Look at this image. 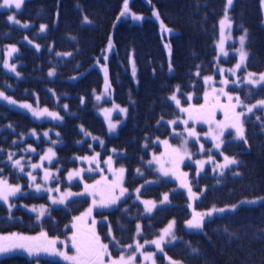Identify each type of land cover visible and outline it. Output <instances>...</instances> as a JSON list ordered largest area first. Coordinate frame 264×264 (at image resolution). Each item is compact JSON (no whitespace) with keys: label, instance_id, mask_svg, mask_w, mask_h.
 Here are the masks:
<instances>
[{"label":"trees","instance_id":"1","mask_svg":"<svg viewBox=\"0 0 264 264\" xmlns=\"http://www.w3.org/2000/svg\"><path fill=\"white\" fill-rule=\"evenodd\" d=\"M124 3L125 0H29L21 14L22 19L31 25L28 30L12 28L6 17L0 13V47L18 43L23 37H29L44 46L43 51L38 52L29 48L27 44L20 43L19 59L24 61L23 79L16 81L0 69V82L3 79L13 81L16 85V97L20 100L37 101V97L40 105L64 112L51 94L49 81L44 80L43 74L52 65L60 67V70L64 69L60 71L63 79L57 78L55 84L57 93L67 95L62 100L68 101L72 112L59 127L63 144L58 147V157L64 167L63 172L78 165L74 161L75 156L90 152L89 143L83 145L78 143L83 138L80 131L82 125L96 134L106 133L103 119L92 111L96 105L93 97L95 90L101 92L114 87L116 98L120 102L126 101L128 91H133L136 95V107L132 109L130 121L122 128L119 136L108 140V146L124 152L125 155L118 159V163L126 167L127 187L133 190L150 179L158 178V174L149 169L145 162L151 157L149 145L151 149L158 151L160 146L155 144V139L170 134L168 125L157 124L162 117L174 115L170 96L175 87L177 85L188 87L194 80V72L199 69L212 70L216 56L215 35L217 37L218 20L226 8L227 0L131 1V7L135 11L148 16H152L154 7L158 8L165 22L171 28L180 30V34L172 39L176 76H170L162 68L164 66L162 58L164 55L166 59V54L158 23L152 17L146 18L141 24H135L129 19L119 21ZM239 3L243 6L244 14L249 15L247 20L240 19L237 12ZM255 8L261 11V0H248L246 3L238 0L234 17L250 30L251 48L263 63L264 52L258 56V52L264 49V29L260 14H256L258 24L246 25L249 17L254 22ZM211 23L215 24L209 30L214 29V32L207 48L209 53L204 54L206 40L209 37L203 34V31L205 32ZM44 24L48 29L40 32ZM109 27H112L113 31L107 35ZM110 43L116 52L110 62L111 76L105 78L99 66L106 61V49ZM100 51H102L100 56L93 55ZM57 52L70 53V58H59L56 56ZM132 52L135 53L140 69L138 88L125 69ZM118 74L126 81V88L118 87L117 93ZM94 77L99 80V84L92 87ZM172 77L176 78L175 83L171 82ZM110 79V83L106 82ZM84 99L87 100L86 107H82ZM0 120V125L14 124H11L15 128L13 135L18 137L33 129L40 131L43 128L55 127L48 122L37 123L26 114L14 111L2 103ZM5 134L11 132L5 131ZM262 135L257 125L249 124L246 142L225 145V151L241 161L240 166L229 170L221 183L216 179L206 180L210 187L199 207L212 209L229 206L233 210L209 221V237L198 230L190 233L184 229L183 224L190 216L189 208L186 206L188 198L183 192L174 191L176 185L172 181L163 179L157 185L145 187L143 196L148 198L160 199L164 194L173 192V205L160 209L151 219L149 223H152V227L149 234L164 227L171 219L177 218L182 242L171 249L175 258L187 264H264V200H260L264 199ZM44 144L48 143L44 141ZM232 170H237V173L234 174ZM7 171L10 173L9 167ZM13 179L15 181V176ZM258 200L257 205L251 203ZM26 201L40 203L45 202V199L30 195ZM86 205L83 201H75L69 204V209L52 210L42 223L38 221L37 216L22 209L10 213L5 206L0 205V237L18 232L37 234L42 229H46L51 237H63L71 230L70 225L75 215L83 211ZM233 205L236 207L233 208ZM115 216L120 220L115 221ZM110 226L121 239L122 245L130 244L137 230L136 221L129 219L126 213L113 215ZM106 227L107 225L102 227L103 237H105L103 233L109 229ZM44 263L62 264L49 259L44 260ZM0 264L34 263L26 257L14 255L2 259Z\"/></svg>","mask_w":264,"mask_h":264},{"label":"rangeland","instance_id":"2","mask_svg":"<svg viewBox=\"0 0 264 264\" xmlns=\"http://www.w3.org/2000/svg\"><path fill=\"white\" fill-rule=\"evenodd\" d=\"M27 0H23L20 9H16L14 5L11 7H4L3 0L0 5V11L9 12V16H14V21H9L13 26L21 27L28 29L31 25L20 17V13L24 10L25 2ZM131 1L128 0V11L125 12L124 6L119 21L127 18L131 20L135 24H141L146 18L153 17L158 22L163 23L159 15H157V10H154L152 16H148L143 13H139L135 11L131 7ZM150 2V0H147ZM235 0H232V3ZM248 0H243L246 3ZM125 4V3H124ZM230 7V5H229ZM245 7V6H244ZM243 6L239 3L237 7V12L240 16V19L245 18L249 15L244 14ZM255 12V20L252 22L250 17L248 18V22L246 25L251 26L254 24H258V19L256 14H260L261 16V24L264 25V0L261 1V11L254 9ZM8 16V17H9ZM227 16V19L223 21L222 30L220 29V34L217 41V64L218 68L215 73L204 75L200 78L202 89L201 91H197L196 87H193L190 90L183 88H177L174 93L177 100H179V104L176 103L175 100H172L175 105L179 108L181 116L176 117L174 119H169L167 122L174 128L173 134L170 138L159 139L158 143L162 147V151L159 153L153 154L152 159L149 164L151 166H155L156 170L161 173V175L165 178H171L173 182L178 184L177 189L180 191H184L186 196L188 197V208L191 207L193 218L195 214H205L201 220V224L211 218L212 216H221L226 213H229L231 210L229 207L223 208H215V209H224L223 212L220 211H211L206 209L200 210L199 201L206 193L207 189L210 187L207 184L206 180L216 179L219 180L223 178L221 176L225 175L227 168H219L218 165H222L224 163V157H231L232 155L228 154L225 151V145L228 142H239L245 139L246 132V122L256 117V120L259 121L258 114H255L259 111L264 113V105H259V101H264V82L259 84H251L248 81L249 73L255 74L252 78L258 79L259 75L264 73V62L258 59V63H261L253 72L247 69V62L249 60V36L246 31H243L239 34H234L232 28V21L229 19L232 16ZM135 17H140V19H136ZM18 21V23L16 22ZM215 23L208 24L205 32L203 34L208 36L209 38L206 40L205 45V53H209L207 48L209 46L210 38L213 35L214 29L209 30L210 27H213ZM27 25V27H25ZM44 30L48 29L46 24L43 25ZM219 31V30H218ZM40 32H42L40 30ZM216 36V35H215ZM245 36L244 41V51L247 52V57L244 61V64L241 65L240 68H236V65L240 62L239 49L241 48L240 37ZM223 38V52L220 49V41ZM32 47H36L39 45L38 49H41L42 46L34 40L30 38L24 39ZM170 63L172 60V52L169 40L165 43ZM14 47L16 49L15 52H11V48ZM21 50V46L19 44H12L4 49L0 48V64L6 69L8 73L16 77H22V73L20 72L21 62L17 60V56L19 55ZM107 55L106 59L108 60L113 52V44L110 43L106 49ZM86 52V51H84ZM264 52L262 48L258 52V56ZM227 53V55H225ZM60 56L70 57V53H59ZM198 56V55H195ZM254 63L256 61H253ZM7 65H15V71H12L10 67H6ZM216 64V65H217ZM170 66V65H169ZM130 71L131 74L138 83V67L135 63L134 58L130 60ZM64 68V67H62ZM101 69L107 77L109 71V63H102ZM107 69V72H105ZM64 70V69H62ZM60 67L52 65L51 68L45 70L43 74H45V81H49L50 92L54 95L56 99H58V105L60 108L64 109L66 106L68 107V101L62 100L64 96H67L63 93L56 92V79L61 77ZM231 70V71H230ZM170 73H173V67L170 68ZM49 72H52V75H49ZM19 73V75H17ZM181 77V76H180ZM211 79H206V78ZM227 81V83H225ZM171 82L175 83L176 78L172 77ZM13 86L10 85L8 91L3 89L0 86V93H3V97H0V102L9 105L10 107L24 112L31 116L36 122L44 123L51 122L55 125L49 128H43L42 130L33 129L32 132L24 135L22 138L16 139L17 142L24 144L17 150L10 151L13 162L15 160H20L21 165L23 166V170L19 166L22 175L20 177H24L26 180L16 179L13 181V173H9L7 171L8 166L7 161L5 160V156H3V160L0 161V181H6L10 186H19L20 191L17 192L14 196H9L7 202L0 200V204L5 205L8 210L13 213L17 209H23L32 214L38 216L39 220H43L48 216L49 211L54 208H66L69 203L75 199L79 198H89L90 205L89 208L86 209L85 213H82L79 219L74 221V224L79 227L87 226L88 229H91L96 233L95 225H99L103 222L109 223V215L102 214L98 215V213L107 212V209L111 208L115 204L118 206L124 200L129 198L133 191L126 188V178H127V169L124 165L118 163V159L123 156V151L116 147H107V139L102 136H92L86 131L85 139H80L81 144L91 141L93 138L94 142L92 144L93 153L77 156L75 160L79 163L78 167L70 169L67 173H63L64 167L59 162L57 150L58 147L62 145L63 141L61 140L60 130L57 125H60L64 122L65 116L59 110H51L47 107H42L37 102L29 101V100H20L15 97L9 90H12ZM222 90V91H221ZM173 94V95H174ZM207 94V96H206ZM172 95V96H173ZM4 97H8L10 99H4ZM98 100L100 103H103L105 100H111L112 95H109L107 92L100 94ZM198 97L202 98V102L198 101ZM229 97L232 99L229 100ZM237 97L239 98L240 103H237ZM10 101H14L15 103H11ZM67 102V103H65ZM30 105L31 108L22 107V105ZM235 105V109L233 110L232 106ZM253 105H257L251 112L247 109ZM119 106V107H115ZM203 106V107H202ZM126 109V112H121L120 109ZM47 109L48 112L56 113L57 117L54 118L47 114L42 116H36L33 114V110L42 111ZM111 110L110 113L106 115L105 110ZM182 109H188L189 111H182ZM198 112V113H197ZM227 112V116L226 113ZM97 113L102 116L108 127V132L111 136L117 135L119 130L123 125L128 122L129 118V106L122 105L120 103H105L103 106L97 108ZM191 113V117H190ZM204 113L208 114L206 116ZM236 113H243L240 117V120L243 124L244 128V138L240 139L236 135V130L231 127H227L221 129L218 125H222L224 123H230ZM218 116V117H216ZM175 123H171V122ZM185 121L187 123H185ZM109 122L116 124V128L113 130L109 129ZM188 130H193L196 135L189 136ZM47 133V135H45ZM264 137V131H262ZM109 135V136H110ZM219 137V140L214 139V137ZM28 138H35L34 141L26 142ZM42 138H46L49 140L50 144L43 150V141ZM165 141L167 143H165ZM219 141H223L220 144V147L217 148L216 144ZM264 143V142H263ZM102 146L97 149V146ZM52 149L55 155L51 157V159H41V157H45L49 155L48 150ZM224 149V150H223ZM36 155H39V158L36 160ZM234 158V157H231ZM110 159V163H109ZM235 159V158H234ZM236 160V159H235ZM198 161H203V167L201 168ZM33 165H37L38 167H33ZM238 162L235 164L237 167ZM230 166V165H229ZM167 170L168 175L164 174V171L161 169ZM208 168H211L210 173ZM120 169H123V173H120ZM79 172V175H74L71 179H69V173ZM215 174H213V173ZM234 174L237 173V170H232ZM187 174L186 176L184 174ZM207 173V174H206ZM48 175V179H45V175ZM206 174V175H205ZM19 175V174H18ZM205 175V176H204ZM32 177H35L33 180ZM225 177V176H224ZM204 178V179H203ZM99 181V183H97ZM82 183L78 185V183ZM222 180L219 181L221 183ZM157 183V180L151 179L143 184V186H147L151 184ZM187 184V187L184 184ZM37 185L40 186L39 190H37ZM88 185L89 188L86 191L85 186ZM148 187V186H147ZM189 187L191 188L192 193H195V196H190ZM58 189V191H57ZM121 189H124V194L121 195ZM142 188H139V191H136L134 194L136 195V199L134 201L142 204L145 208V215L149 216L154 214V212L161 207H165L170 205L171 201L169 195H167L168 199L165 201L164 198L161 200L156 199H145L140 197V191ZM72 192L78 193L79 195L68 196L64 200L63 203H53V199L55 198L59 201L62 194ZM31 193L46 196L48 198V202L46 203H28L25 199L31 195ZM113 198H118L116 203H108L101 204V200L109 201ZM200 199V200H199ZM199 200V201H198ZM96 202L95 204L93 202ZM145 201H151L155 204V207L152 208L151 212L146 211ZM163 201V203H162ZM259 201H254L251 203H258ZM9 205H13V207H9ZM127 203H124L126 206ZM44 207V214H40L41 207ZM33 209H36L33 211ZM91 209L89 213L88 210ZM207 213H211V215H206ZM192 218V219H193ZM95 221V223H93ZM174 221V226L171 230V234L166 236L164 241L161 242V249H157L156 246L151 241L157 240L161 234H163L164 229L161 230L159 236H156L152 239H136L134 244L130 245L131 247H121L123 248V252L120 255H115L114 250L112 248L113 245H117L113 232H110L111 239L108 241L102 242V244L108 245V254L104 257V264H109L111 260H117L121 256H124L125 259L128 257H134L132 264H172V262H177V264H186L180 260H176L168 253L166 247L173 245L177 241L176 230H177V220ZM171 221V222H173ZM192 228V227H190ZM251 229V228H250ZM141 230L139 231L140 235ZM41 233H45L46 236L41 239L47 240H55V248L58 251L66 252L69 256L76 254V249L73 247L72 243V234H68L63 237H51L47 230H41L37 234H26L21 235L24 237H40ZM93 233V232H92ZM105 234V233H103ZM92 235V234H91ZM175 237V239H173ZM148 242V243H146ZM137 244L142 245L141 248H137ZM119 247V246H118ZM11 253L24 255L35 261V264H43L44 260H58L65 264H72L71 261L65 260L62 256L51 254L50 252H39L29 255V253L24 249H16L13 252H9L6 254H1L0 258L3 256L10 255ZM152 254L151 259H145L146 254ZM13 254V255H14ZM45 264V263H44Z\"/></svg>","mask_w":264,"mask_h":264},{"label":"snow or ice","instance_id":"3","mask_svg":"<svg viewBox=\"0 0 264 264\" xmlns=\"http://www.w3.org/2000/svg\"><path fill=\"white\" fill-rule=\"evenodd\" d=\"M23 0H3V5L4 7H11L12 5H14V7L16 9H20L21 8V4H22ZM232 4V0H228V5ZM124 10L125 12L128 11V0H125V4H124ZM125 13H122V15ZM158 15V14H157ZM136 19H140V17H135ZM227 19V16H225V20ZM9 21H14V16H9L8 17ZM18 23V21H16ZM225 21H221V25L224 24ZM25 27H27V25H25ZM44 30V26H41V31ZM244 41H245V36H241L240 37V44H241V48L238 50L239 51V56H240V62L236 65V68H240L241 65L244 64V61L247 57V52L244 51L243 45H244ZM220 49L221 52H223V38L220 41ZM37 48L39 47V45L36 46ZM16 49L14 47L11 48V52H15ZM225 55H227V53H225ZM6 67H10L12 71H15V65H7V63H5ZM231 71V70H230ZM105 72H107V69H105ZM52 72H49V75H52ZM17 75H19V73H17ZM255 74L253 73H249L248 75V81L251 84H259L261 82H264V73L259 75L258 79H253L252 77ZM206 79H211L206 78ZM225 83H227V81H225ZM222 91V90H221ZM207 96V94H206ZM0 97H3V93H0ZM100 97H97V99H99ZM4 99H10L8 97H4ZM172 100H175L177 104H179V100H177L175 94L171 97ZM232 98L229 97V100H231ZM11 103H15L14 101H10ZM237 103H240L239 98L237 97ZM259 105H264V101H259L258 102ZM257 105H253L251 107H249L247 110L249 112H251L253 110V108H255ZM22 107L25 108H31L30 105H22ZM115 107H119V106H115ZM203 107V106H202ZM233 110L235 109V105L232 106ZM111 110L106 109L105 113L106 115L108 113H110ZM121 112H126V109L121 108L120 109ZM182 111H189L188 109H182ZM33 114L36 116H42V115H49L52 116L54 118L57 117L56 113H52V112H48L47 109H44L42 111H36L33 110ZM227 116V112L225 113ZM243 115V113H236L234 116V119L230 122V123H224L222 125H218V127L221 129V132H223L224 128L227 127H231L234 128L236 130V135L238 138L243 139L244 138V128H243V124L240 120V117ZM190 117H191V113H190ZM171 123H175L174 121ZM185 123H187L185 121ZM10 127V126H9ZM116 128V124H113L111 122H109V129L113 130ZM45 135H47V133H45ZM188 135L189 136H195L196 133L193 130H188ZM214 139L219 140V137H214ZM165 143H167L165 141ZM223 143V141H219L216 144V147L219 148L220 144ZM49 155H46L45 157H41V159H51V157L54 154V152L52 151V149L50 148L48 150ZM12 156L11 154L9 155V159H11ZM110 159H109V163H110ZM198 164H200L201 168L203 167V161H198ZM237 161L234 158L225 156L224 157V163L222 165H218L219 168L223 169V168H227L229 165L232 164H236ZM14 165L15 166H19L21 168V170H23V166L21 165L20 160H15L14 161ZM33 167H38L37 165H33ZM162 171H164L165 175H168V171L164 170L163 168L161 169ZM120 173H123V169L119 170ZM74 175H79V172H73V173H69V179H71ZM185 176L187 175L186 173L184 174ZM32 179L34 180L35 177H32ZM45 179H48V175H45ZM99 183V181L97 182ZM184 186L187 187V184L185 183ZM37 190H39L40 186L37 185ZM89 186L86 185L85 189L86 191L88 190ZM20 191V187L17 186H10L7 184L6 181H0V200H3L5 202L8 201L9 196H14L17 192ZM58 191V189H57ZM124 189H121V195L124 194ZM139 191V190H137ZM189 194L190 196H195V193H192L191 188L189 187ZM73 195H79L78 193H72V192H67L61 195L59 201H57L55 198L53 199V203H63L64 200L66 199V197L68 196H73ZM118 198H113L109 201H104L101 200V204H108V203H116V200ZM168 199L167 195H165L164 200L166 201ZM94 204L96 203L95 201L93 202ZM145 206H146V211L151 212L152 208L155 207V204L151 201H145ZM163 203V201H162ZM9 207H13V205H9ZM233 208H235L236 206L233 205ZM36 209H33V211H35ZM44 207L42 206L40 209V214L43 215L44 214ZM213 211H220L223 212L224 209H213ZM88 212H91V209L88 210ZM203 215L205 214H195L194 218L192 220L187 221V224L189 227H194V228H200L202 226L201 224V220L203 218ZM206 215H211V213H207ZM79 219V218H77ZM93 223H95V221H93ZM174 226V221L170 222L168 227L166 229H164L163 234H161V236L154 241H151L150 243L154 244L156 246L157 249H161V242L164 241L165 237L171 234V230ZM137 228L139 229V225H137ZM46 236L45 233H41L40 237H24V236H17L16 234H12L11 236H7V237H0V254H6L9 253L11 251H13L14 249H24L26 250L29 255H32L34 253H39V252H50L51 254L54 255H59L62 256L65 260L71 261L72 264H104V257L106 254H108L107 250H108V245L106 244H102L100 242V238L99 236L95 235L94 231L91 235V237L87 238V239H78L77 235L74 234L72 237V243H73V247L76 249V254L69 256L66 252H62V251H58L55 248V244L56 241L55 240H47L45 239H41L44 238ZM173 239H175V237H173ZM148 243V242H146ZM131 247V246H129ZM142 245L137 244V248H141ZM162 250V249H161ZM152 258V254H146L145 255V259H151ZM134 260V257H128L127 259H125L124 256H121L119 259L117 260H111L109 262V264H132V261ZM172 264H177V262H172Z\"/></svg>","mask_w":264,"mask_h":264},{"label":"bare ground","instance_id":"4","mask_svg":"<svg viewBox=\"0 0 264 264\" xmlns=\"http://www.w3.org/2000/svg\"><path fill=\"white\" fill-rule=\"evenodd\" d=\"M209 7H210V6H209ZM254 7H255V6H254ZM206 19H207V18H206ZM198 21H199V22H202L201 20H198ZM196 26H198V23H196ZM112 31H113V28H112V27H109V28H108V32H107V35H110V34L112 33ZM102 51H103V50H102ZM102 51H100V53H93V55H94L95 57L100 56ZM162 63H163V65H166V64H167V61H166L164 55H163V58H162ZM117 70H118V68H117ZM93 79H94V83H93L92 87H93V86H97V85L99 84V80H98L96 77H94ZM117 84H118V86H119L121 89H125V88H126V81H125L122 77H120L119 74H118V76H117ZM92 87H91V88H92ZM129 140H130V139H129Z\"/></svg>","mask_w":264,"mask_h":264}]
</instances>
